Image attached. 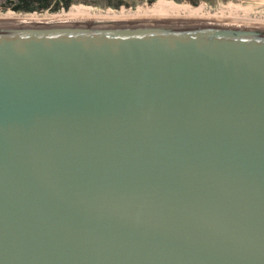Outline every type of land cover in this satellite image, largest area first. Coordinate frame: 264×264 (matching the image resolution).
Listing matches in <instances>:
<instances>
[{
    "label": "water",
    "instance_id": "obj_1",
    "mask_svg": "<svg viewBox=\"0 0 264 264\" xmlns=\"http://www.w3.org/2000/svg\"><path fill=\"white\" fill-rule=\"evenodd\" d=\"M0 264H264V28L0 21Z\"/></svg>",
    "mask_w": 264,
    "mask_h": 264
},
{
    "label": "bare ground",
    "instance_id": "obj_2",
    "mask_svg": "<svg viewBox=\"0 0 264 264\" xmlns=\"http://www.w3.org/2000/svg\"><path fill=\"white\" fill-rule=\"evenodd\" d=\"M160 3V1H158ZM228 10V11H226ZM218 13H210L203 7L190 9H175L168 5H157L147 10L137 12H115L102 13L93 10L73 8L66 13L52 16H28L19 18L0 17L3 22L15 21H106V22H144V21H166V22H193V23H215L230 24L236 26H252L264 28V17L250 18L248 12L238 15L236 10L226 9Z\"/></svg>",
    "mask_w": 264,
    "mask_h": 264
},
{
    "label": "rangeland",
    "instance_id": "obj_3",
    "mask_svg": "<svg viewBox=\"0 0 264 264\" xmlns=\"http://www.w3.org/2000/svg\"><path fill=\"white\" fill-rule=\"evenodd\" d=\"M8 1L0 0V17L19 18L28 16H52L59 15L68 12L71 8H79L86 10H93L95 12L102 13H115V12H137L138 10H147L157 5H168L175 9H190L203 7L205 11L212 14L218 13L221 10L231 9L238 11L240 16L244 12H248L250 18L264 17V0H165L154 2L148 6H145L142 0H77L67 11L42 13H22L13 12L8 7ZM121 2L118 8H115ZM70 9V10H71ZM228 11V10H226Z\"/></svg>",
    "mask_w": 264,
    "mask_h": 264
},
{
    "label": "trees",
    "instance_id": "obj_4",
    "mask_svg": "<svg viewBox=\"0 0 264 264\" xmlns=\"http://www.w3.org/2000/svg\"><path fill=\"white\" fill-rule=\"evenodd\" d=\"M76 1L77 0H11L8 1V7L13 12L42 13L49 11L53 13L60 10L67 11ZM120 4L121 2L115 5V8H118Z\"/></svg>",
    "mask_w": 264,
    "mask_h": 264
},
{
    "label": "built area",
    "instance_id": "obj_5",
    "mask_svg": "<svg viewBox=\"0 0 264 264\" xmlns=\"http://www.w3.org/2000/svg\"><path fill=\"white\" fill-rule=\"evenodd\" d=\"M145 6H148L150 4H153L154 2L158 1H165V0H142Z\"/></svg>",
    "mask_w": 264,
    "mask_h": 264
}]
</instances>
